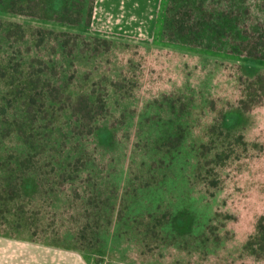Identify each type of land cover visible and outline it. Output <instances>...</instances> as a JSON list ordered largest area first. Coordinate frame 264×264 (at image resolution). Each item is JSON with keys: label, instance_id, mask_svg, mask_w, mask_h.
<instances>
[{"label": "rangeland", "instance_id": "374dc122", "mask_svg": "<svg viewBox=\"0 0 264 264\" xmlns=\"http://www.w3.org/2000/svg\"><path fill=\"white\" fill-rule=\"evenodd\" d=\"M7 2L0 0V60L55 64L61 81L86 79L107 113L80 141L81 184L30 177L40 183L25 199L35 223L18 227L0 201V264H264L244 249L264 220V100L249 111L238 105L241 80L264 73L258 0L232 4L228 11L241 7L247 20L236 12L220 35L200 26L182 36L168 29L173 0H84L75 25L52 19V1L45 18L7 12ZM213 8L227 10L223 0ZM9 22L23 35H9ZM35 28L70 33V55L59 40L37 44ZM224 148L232 156L214 166L210 159ZM24 151L0 119V162ZM7 175L0 166V183ZM87 201L93 213L100 205L96 226L76 217Z\"/></svg>", "mask_w": 264, "mask_h": 264}, {"label": "trees", "instance_id": "16d2710c", "mask_svg": "<svg viewBox=\"0 0 264 264\" xmlns=\"http://www.w3.org/2000/svg\"><path fill=\"white\" fill-rule=\"evenodd\" d=\"M50 1L54 8H58L57 13L51 16L55 21L75 25L83 17L84 0H76L75 4L71 2L66 4L61 0H8L6 11L45 18L47 17L45 7ZM223 1L226 11L213 8L220 0H173L174 5L169 9L170 15L167 19L170 27L168 29H172L173 34L182 36L196 32L201 26L205 30L207 27L214 29L220 35L227 26L229 28L236 12L239 16H244L242 23H245L246 10L240 7L238 11L236 8L234 12L228 11L232 4L233 6L241 4L243 0ZM258 2L264 10V1L258 0ZM92 7L90 3L87 10L88 18L91 17ZM263 24L264 21L260 25L261 28ZM7 28L9 35L13 33L15 36H21L24 33L22 25L16 22H9ZM33 32L37 44L49 39L59 40L60 47L64 48L66 55H70L71 49L68 46L70 33L43 28H35ZM219 35L216 36L220 38ZM249 45L244 44V47H250ZM60 75V70L55 64H43L41 61L35 63L33 60L24 63L12 55L0 60V119L4 124L5 135H14L25 148L20 154L12 153L6 164L0 162V166L8 173L3 179L4 183H0V201L5 205L4 212L18 227H28L35 223L30 220V215H35L36 209L28 206V202L25 203V199L29 198L28 187L31 185L33 188L40 187V183L33 182L30 178L32 175L36 174L41 178L43 174H50V182L62 188L68 186L74 188L76 182L79 184L83 182L82 178L78 179V172L84 168L83 163L80 162L85 152L80 141L92 135L97 129L98 121L107 113L105 99L94 87V83L88 84L86 79L79 82L77 79L74 80L73 75H70L66 81H61ZM113 85L116 86L117 83ZM240 85L242 97L238 105L241 110L249 111L263 102L264 73L252 79L241 80ZM211 131L218 135L222 134L219 129L217 132L214 129ZM59 134L62 135L61 140L57 138ZM224 135V137L229 136L228 133ZM168 142L170 147L176 146L173 139H169ZM235 142L243 144L241 136L236 137ZM210 150L205 149L202 154ZM73 152H78L79 156L71 158ZM232 154L233 151L229 148L221 149L215 152L210 162L214 163V166H221ZM210 168L212 170V167ZM211 173L215 175L214 171ZM208 184L215 187L217 181L213 179ZM91 204L87 201L77 208L75 214L77 218L92 217L91 224L96 226L100 205L93 209L97 211L93 213L88 209V205ZM155 221L159 223V220L155 219ZM89 224L84 223L83 227ZM32 233L38 234L36 228L32 229ZM244 249L257 259L264 257L262 217L256 223L254 234L245 242Z\"/></svg>", "mask_w": 264, "mask_h": 264}, {"label": "crops", "instance_id": "0c3cea01", "mask_svg": "<svg viewBox=\"0 0 264 264\" xmlns=\"http://www.w3.org/2000/svg\"><path fill=\"white\" fill-rule=\"evenodd\" d=\"M71 252H68L67 254H70ZM64 258H68V255L65 256ZM68 259L61 260L62 262L65 261L66 263L70 264L72 260L67 261Z\"/></svg>", "mask_w": 264, "mask_h": 264}]
</instances>
